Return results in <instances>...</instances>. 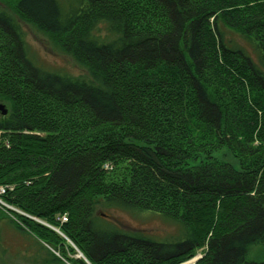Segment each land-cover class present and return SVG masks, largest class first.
I'll list each match as a JSON object with an SVG mask.
<instances>
[{"label": "trees", "instance_id": "trees-1", "mask_svg": "<svg viewBox=\"0 0 264 264\" xmlns=\"http://www.w3.org/2000/svg\"><path fill=\"white\" fill-rule=\"evenodd\" d=\"M14 5L0 8V228L32 235L45 264H88L77 249L91 264H264V0ZM19 18L81 73L40 66ZM123 211L181 233L159 241Z\"/></svg>", "mask_w": 264, "mask_h": 264}, {"label": "rangeland", "instance_id": "rangeland-1", "mask_svg": "<svg viewBox=\"0 0 264 264\" xmlns=\"http://www.w3.org/2000/svg\"><path fill=\"white\" fill-rule=\"evenodd\" d=\"M16 3V0H0V8L10 9ZM22 29L25 32V37L29 45L30 55L34 60L43 68L61 71L70 75H78L81 71L76 65L61 52L57 53L52 47V43L47 39L46 35L41 33L36 27L25 22L24 20L18 19ZM215 157L225 161H231L234 165L238 166L239 162L236 158L232 157L230 153H226L225 149H220L218 152L215 151ZM2 189H0L1 194ZM0 206L10 209L0 198ZM5 210L8 212V210ZM12 209V208H11ZM118 219L123 225L128 224V227L132 230L145 231L153 238L164 241L170 238H174L181 233V228L178 224L173 221L162 218L158 215H138L132 212L123 211L122 213H115ZM63 221L66 218H62ZM4 222V221H2ZM56 232L62 235V232L57 227H52ZM63 236V235H62ZM0 264H45L44 257L47 255L40 253L38 254V248L34 238L30 234H21L17 231L9 229L7 226L0 228ZM68 240V244L72 246L71 240ZM74 247V246H72ZM256 249V248H255ZM54 251L53 249H51ZM256 251V250H255ZM57 256H62L60 252H56ZM28 255V256H27ZM75 255V254H74ZM59 256V257H60ZM79 258H84L88 264H91L81 251L77 249L75 255ZM202 253H197L193 258L189 259L186 264H192L197 262L201 257ZM52 259V258H50ZM65 264H72L66 259ZM49 264H58L56 262L49 261Z\"/></svg>", "mask_w": 264, "mask_h": 264}, {"label": "water", "instance_id": "water-1", "mask_svg": "<svg viewBox=\"0 0 264 264\" xmlns=\"http://www.w3.org/2000/svg\"><path fill=\"white\" fill-rule=\"evenodd\" d=\"M0 113H2V114L8 113V108L6 107L5 104H0Z\"/></svg>", "mask_w": 264, "mask_h": 264}, {"label": "built area", "instance_id": "built-area-1", "mask_svg": "<svg viewBox=\"0 0 264 264\" xmlns=\"http://www.w3.org/2000/svg\"><path fill=\"white\" fill-rule=\"evenodd\" d=\"M1 192H4V190L2 189V191Z\"/></svg>", "mask_w": 264, "mask_h": 264}]
</instances>
